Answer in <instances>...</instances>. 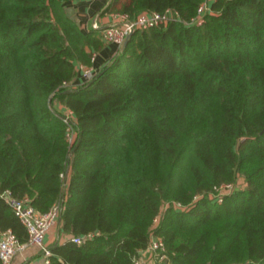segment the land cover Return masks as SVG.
Wrapping results in <instances>:
<instances>
[{
  "label": "trees",
  "instance_id": "obj_1",
  "mask_svg": "<svg viewBox=\"0 0 264 264\" xmlns=\"http://www.w3.org/2000/svg\"><path fill=\"white\" fill-rule=\"evenodd\" d=\"M71 1L0 0V229L27 238L9 191L60 205L48 264H135L154 235L161 264H264V0H210L201 23L202 0H110L174 17L66 85L111 44Z\"/></svg>",
  "mask_w": 264,
  "mask_h": 264
},
{
  "label": "built area",
  "instance_id": "obj_2",
  "mask_svg": "<svg viewBox=\"0 0 264 264\" xmlns=\"http://www.w3.org/2000/svg\"><path fill=\"white\" fill-rule=\"evenodd\" d=\"M210 0H202L196 9V16L193 18L195 23H201L206 12L210 11ZM120 23L110 24L104 26L101 30V36L106 42L115 43L118 46L122 43L125 36L135 28H147L165 22L174 16V12L165 9L162 12H142L134 19L126 18L125 15L111 13ZM93 28H97V24L93 23ZM96 53L92 54V61H94ZM83 80L89 78L94 73V68L80 66ZM69 83H66L68 85ZM68 121L69 118L65 117ZM68 140L71 141L72 131L67 132ZM234 185L231 183L223 184L217 188L216 198L219 200L223 190L231 191ZM5 200L20 219L27 231V238L24 241L19 240L15 232L10 229H0V264H12L13 257L19 251H22L28 245L39 246L43 253V261L41 264H48L50 249L44 245V236L49 229L56 224L58 216L60 215V205L54 204L47 211H38L30 202L29 197H16L10 194L9 191L4 193ZM175 206H181L179 202H174ZM167 204L163 205L161 210L165 209ZM159 215H157L153 222L157 223ZM98 232H88L82 235H69V238L81 243L86 238L92 237ZM165 248L162 239L159 236H152L145 249L141 250L139 256L134 259L135 264H161L166 258Z\"/></svg>",
  "mask_w": 264,
  "mask_h": 264
},
{
  "label": "crops",
  "instance_id": "obj_3",
  "mask_svg": "<svg viewBox=\"0 0 264 264\" xmlns=\"http://www.w3.org/2000/svg\"><path fill=\"white\" fill-rule=\"evenodd\" d=\"M109 0H72L69 7L73 8L72 16L78 21L82 29L88 30L96 23L98 27L103 28L110 24L120 23L111 13H102ZM115 44H106L103 49L96 53L93 61L94 71L101 67L116 50ZM83 79L81 72L69 84H74ZM65 235L60 230V224H54L44 236V245L50 249V245L55 242H61ZM43 253L39 246L28 245L22 251L15 254L12 264H41Z\"/></svg>",
  "mask_w": 264,
  "mask_h": 264
},
{
  "label": "water",
  "instance_id": "obj_4",
  "mask_svg": "<svg viewBox=\"0 0 264 264\" xmlns=\"http://www.w3.org/2000/svg\"><path fill=\"white\" fill-rule=\"evenodd\" d=\"M110 1V0H109ZM72 11H73V8L72 7H66V14L68 16H72ZM131 32L132 30L125 36L124 40L122 41V43L119 45V51L123 50L124 47L126 46L127 42H128V39L131 35ZM93 79V78H92ZM60 219H61V215L58 216V219H57V224L59 225L60 224ZM58 243V242H55V244Z\"/></svg>",
  "mask_w": 264,
  "mask_h": 264
},
{
  "label": "rangeland",
  "instance_id": "obj_5",
  "mask_svg": "<svg viewBox=\"0 0 264 264\" xmlns=\"http://www.w3.org/2000/svg\"><path fill=\"white\" fill-rule=\"evenodd\" d=\"M239 181H241V180H239ZM230 191V190H229ZM223 192H227L226 190H223Z\"/></svg>",
  "mask_w": 264,
  "mask_h": 264
}]
</instances>
